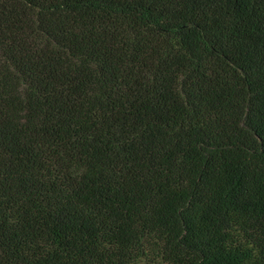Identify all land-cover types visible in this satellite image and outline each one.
I'll list each match as a JSON object with an SVG mask.
<instances>
[{"label":"trees","instance_id":"16d2710c","mask_svg":"<svg viewBox=\"0 0 264 264\" xmlns=\"http://www.w3.org/2000/svg\"><path fill=\"white\" fill-rule=\"evenodd\" d=\"M0 264H264V0H0Z\"/></svg>","mask_w":264,"mask_h":264}]
</instances>
